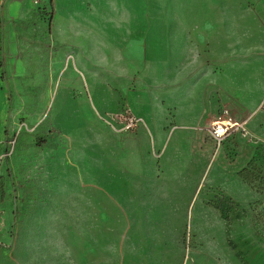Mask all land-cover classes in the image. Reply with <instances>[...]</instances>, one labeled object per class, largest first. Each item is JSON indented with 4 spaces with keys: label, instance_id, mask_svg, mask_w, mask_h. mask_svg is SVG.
Wrapping results in <instances>:
<instances>
[{
    "label": "rangeland",
    "instance_id": "rangeland-1",
    "mask_svg": "<svg viewBox=\"0 0 264 264\" xmlns=\"http://www.w3.org/2000/svg\"><path fill=\"white\" fill-rule=\"evenodd\" d=\"M176 11L188 18L171 19ZM149 13L154 63L162 44L205 46L214 70L229 61L234 72L252 45L264 53V0H149ZM11 113L8 100L0 264H264V143L235 173L210 158L174 180L133 179L110 168L96 134L84 145L50 126L57 148L41 149L33 136L44 122L10 125Z\"/></svg>",
    "mask_w": 264,
    "mask_h": 264
},
{
    "label": "crops",
    "instance_id": "crops-1",
    "mask_svg": "<svg viewBox=\"0 0 264 264\" xmlns=\"http://www.w3.org/2000/svg\"><path fill=\"white\" fill-rule=\"evenodd\" d=\"M149 19V0H0V113L11 100L10 125L44 122L37 133L55 125L84 145L92 132L110 168L133 179L174 180L210 158L239 171L264 143V53L252 45L234 72L229 61L214 70L205 46L162 44L154 63ZM122 109L135 129L109 120ZM224 115L248 133L216 146L206 127Z\"/></svg>",
    "mask_w": 264,
    "mask_h": 264
},
{
    "label": "built area",
    "instance_id": "built-area-1",
    "mask_svg": "<svg viewBox=\"0 0 264 264\" xmlns=\"http://www.w3.org/2000/svg\"><path fill=\"white\" fill-rule=\"evenodd\" d=\"M44 0H34L36 6ZM109 120L122 131L135 129L140 120L129 109H122L112 115ZM206 130L216 146H219L228 136L234 132L247 134L246 121L238 120L230 116H219L207 124Z\"/></svg>",
    "mask_w": 264,
    "mask_h": 264
},
{
    "label": "trees",
    "instance_id": "trees-1",
    "mask_svg": "<svg viewBox=\"0 0 264 264\" xmlns=\"http://www.w3.org/2000/svg\"><path fill=\"white\" fill-rule=\"evenodd\" d=\"M44 10V8H42ZM36 138V146L43 149V148H51L55 149L57 144L55 143L56 136L53 133H37L35 135ZM37 190L34 187H31L27 190L29 194V199L35 200V193ZM24 201V200H22Z\"/></svg>",
    "mask_w": 264,
    "mask_h": 264
}]
</instances>
